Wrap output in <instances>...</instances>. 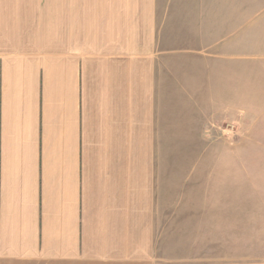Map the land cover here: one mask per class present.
I'll return each instance as SVG.
<instances>
[{
  "label": "crops",
  "instance_id": "obj_1",
  "mask_svg": "<svg viewBox=\"0 0 264 264\" xmlns=\"http://www.w3.org/2000/svg\"><path fill=\"white\" fill-rule=\"evenodd\" d=\"M188 1L0 0V264H159L166 45L240 21Z\"/></svg>",
  "mask_w": 264,
  "mask_h": 264
},
{
  "label": "rangeland",
  "instance_id": "obj_2",
  "mask_svg": "<svg viewBox=\"0 0 264 264\" xmlns=\"http://www.w3.org/2000/svg\"><path fill=\"white\" fill-rule=\"evenodd\" d=\"M177 4L183 16L205 2ZM206 4L215 15L240 8V21L214 16L206 36L212 48L202 47L204 35L190 48L183 33L166 45L178 52L167 67L178 80L166 83L175 88L166 91L158 263L264 264V0ZM189 87L195 95L187 96Z\"/></svg>",
  "mask_w": 264,
  "mask_h": 264
}]
</instances>
